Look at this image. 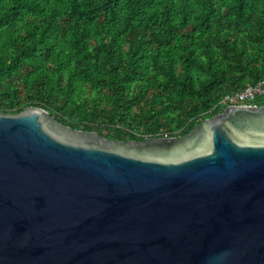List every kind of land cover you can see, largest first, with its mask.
<instances>
[{"label": "water", "instance_id": "95a60500", "mask_svg": "<svg viewBox=\"0 0 264 264\" xmlns=\"http://www.w3.org/2000/svg\"><path fill=\"white\" fill-rule=\"evenodd\" d=\"M0 264H264V103L138 141L0 113Z\"/></svg>", "mask_w": 264, "mask_h": 264}, {"label": "trees", "instance_id": "16d2710c", "mask_svg": "<svg viewBox=\"0 0 264 264\" xmlns=\"http://www.w3.org/2000/svg\"><path fill=\"white\" fill-rule=\"evenodd\" d=\"M263 77L264 0H0V113L184 135Z\"/></svg>", "mask_w": 264, "mask_h": 264}, {"label": "built area", "instance_id": "2783aa9c", "mask_svg": "<svg viewBox=\"0 0 264 264\" xmlns=\"http://www.w3.org/2000/svg\"><path fill=\"white\" fill-rule=\"evenodd\" d=\"M261 100H264V77L252 84L246 85L240 90L223 95L213 106V109L223 110L225 107L233 104L254 105Z\"/></svg>", "mask_w": 264, "mask_h": 264}]
</instances>
